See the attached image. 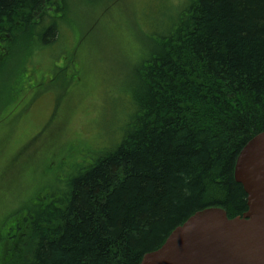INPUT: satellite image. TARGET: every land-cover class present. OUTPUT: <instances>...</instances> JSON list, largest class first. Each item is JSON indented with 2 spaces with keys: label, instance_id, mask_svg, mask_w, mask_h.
<instances>
[{
  "label": "trees",
  "instance_id": "1",
  "mask_svg": "<svg viewBox=\"0 0 264 264\" xmlns=\"http://www.w3.org/2000/svg\"><path fill=\"white\" fill-rule=\"evenodd\" d=\"M71 1L0 0V45H50ZM170 29L137 66L121 143L64 195L25 206L30 232L12 226L0 264H140L196 212L248 210L234 169L264 132V0H196ZM6 64L0 102L14 91Z\"/></svg>",
  "mask_w": 264,
  "mask_h": 264
},
{
  "label": "rangeland",
  "instance_id": "2",
  "mask_svg": "<svg viewBox=\"0 0 264 264\" xmlns=\"http://www.w3.org/2000/svg\"><path fill=\"white\" fill-rule=\"evenodd\" d=\"M195 1L72 0L50 45H0L4 78L14 76V91L0 102L3 251L13 225L30 232L25 206L64 195L76 175L121 143L135 113L137 66ZM11 234L16 242L17 228Z\"/></svg>",
  "mask_w": 264,
  "mask_h": 264
},
{
  "label": "water",
  "instance_id": "3",
  "mask_svg": "<svg viewBox=\"0 0 264 264\" xmlns=\"http://www.w3.org/2000/svg\"><path fill=\"white\" fill-rule=\"evenodd\" d=\"M235 181L248 210L229 218L220 207L196 212L140 264H264V132L241 150Z\"/></svg>",
  "mask_w": 264,
  "mask_h": 264
}]
</instances>
